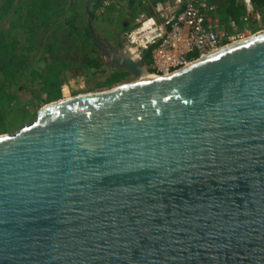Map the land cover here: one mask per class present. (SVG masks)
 Returning a JSON list of instances; mask_svg holds the SVG:
<instances>
[{
    "label": "water",
    "instance_id": "obj_1",
    "mask_svg": "<svg viewBox=\"0 0 264 264\" xmlns=\"http://www.w3.org/2000/svg\"><path fill=\"white\" fill-rule=\"evenodd\" d=\"M0 264H264V33L0 136Z\"/></svg>",
    "mask_w": 264,
    "mask_h": 264
},
{
    "label": "trees",
    "instance_id": "obj_2",
    "mask_svg": "<svg viewBox=\"0 0 264 264\" xmlns=\"http://www.w3.org/2000/svg\"><path fill=\"white\" fill-rule=\"evenodd\" d=\"M68 1L5 0L1 7L5 15L13 12L16 20L21 22L15 25V29L0 31V135L11 130L7 118L16 108V103H12L27 95L28 85L39 88L38 100L46 96L45 102L52 103L62 99L61 78L79 67L74 58L87 60L91 57L88 68L93 71L106 66L94 59L100 52L93 43L91 27L94 29L93 24L98 22L96 13L108 0H71L69 5ZM252 2L264 25V0ZM210 3L217 6L214 0ZM90 5L94 12L88 8ZM219 9L210 16L218 29L231 22L237 26L244 23L243 0H225L222 10ZM252 24L255 27L253 32H258V22ZM42 34L45 39L40 41ZM68 54L74 56L72 60ZM144 57L151 65V52L145 53ZM127 77V74L115 71L101 87L113 88Z\"/></svg>",
    "mask_w": 264,
    "mask_h": 264
},
{
    "label": "rangeland",
    "instance_id": "obj_3",
    "mask_svg": "<svg viewBox=\"0 0 264 264\" xmlns=\"http://www.w3.org/2000/svg\"><path fill=\"white\" fill-rule=\"evenodd\" d=\"M4 2L5 0H0V31L2 32L15 29V25L21 22L20 20H16L13 12L5 15L1 11ZM70 2L71 0H69L67 4L69 5ZM224 2L225 0H214V4L218 6L215 7L216 10L219 8V10H222V4ZM175 6H178V0H108L103 8L96 13L98 22L93 24V27L97 36L109 42L114 47H130L126 40L128 33L139 28L143 22L154 18L157 10ZM88 8L91 9V5ZM91 11L94 12V9H91ZM258 14L260 15V13ZM1 16L5 17L1 18ZM260 17L261 22H258L259 29L264 26L262 23V16L260 15ZM252 22H254L253 19H251L249 23L244 22L242 26H237L233 22L229 25H219L218 32L226 36H248L254 34L253 31L255 27L252 26ZM44 36V34L40 36V41L45 39ZM73 57L74 56L68 54L70 60H72ZM85 58H88V56ZM89 58L91 59V57ZM89 58L87 60L82 59V57L73 59L78 62L79 67L67 72L65 76L61 78L62 99H70L89 93L107 92L119 86L138 82L137 79L128 76L125 81L113 88H103L101 86L115 73V71L109 69L107 66L104 68L102 67L103 69L101 70L93 71L88 68L90 62ZM94 59L105 64L104 57L101 56L100 53L96 54ZM38 89L39 88L35 86L28 85L27 95L12 103V105L16 103V108L11 112L13 114L10 113L7 118L11 130L5 133L4 136L14 135L23 127L32 124L36 120L38 112L49 104L45 102L46 96H43L41 101L37 99L36 93Z\"/></svg>",
    "mask_w": 264,
    "mask_h": 264
},
{
    "label": "built area",
    "instance_id": "obj_4",
    "mask_svg": "<svg viewBox=\"0 0 264 264\" xmlns=\"http://www.w3.org/2000/svg\"><path fill=\"white\" fill-rule=\"evenodd\" d=\"M245 23L261 22L252 0H243ZM210 0H178V6L159 9L156 16L127 34V43L141 55L151 52V70L158 78L168 77L202 59L264 33V26L248 36H226L218 32Z\"/></svg>",
    "mask_w": 264,
    "mask_h": 264
},
{
    "label": "bare ground",
    "instance_id": "obj_5",
    "mask_svg": "<svg viewBox=\"0 0 264 264\" xmlns=\"http://www.w3.org/2000/svg\"><path fill=\"white\" fill-rule=\"evenodd\" d=\"M251 39V38H250ZM249 40V39H248ZM247 41V40H246ZM158 77L154 76L153 74L152 75H147V76H144V77H141L138 82H149V81H153V80H157Z\"/></svg>",
    "mask_w": 264,
    "mask_h": 264
},
{
    "label": "flooded vegetation",
    "instance_id": "obj_6",
    "mask_svg": "<svg viewBox=\"0 0 264 264\" xmlns=\"http://www.w3.org/2000/svg\"><path fill=\"white\" fill-rule=\"evenodd\" d=\"M101 40H103L102 38H101ZM105 41V40H104ZM117 48H119V47H117Z\"/></svg>",
    "mask_w": 264,
    "mask_h": 264
}]
</instances>
